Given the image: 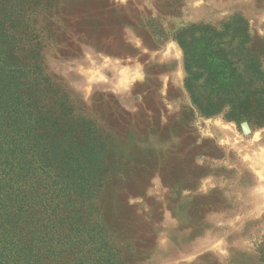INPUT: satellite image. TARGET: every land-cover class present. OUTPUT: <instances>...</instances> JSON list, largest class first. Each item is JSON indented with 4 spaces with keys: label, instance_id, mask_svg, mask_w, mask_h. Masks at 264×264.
<instances>
[{
    "label": "rangeland",
    "instance_id": "1",
    "mask_svg": "<svg viewBox=\"0 0 264 264\" xmlns=\"http://www.w3.org/2000/svg\"><path fill=\"white\" fill-rule=\"evenodd\" d=\"M7 4L25 7L17 57L38 64L43 105L65 94L90 134L76 144L95 137L75 196L36 189L58 233L51 264H264V98L222 99L243 87L228 57L256 63L247 89L264 92V0Z\"/></svg>",
    "mask_w": 264,
    "mask_h": 264
},
{
    "label": "trees",
    "instance_id": "2",
    "mask_svg": "<svg viewBox=\"0 0 264 264\" xmlns=\"http://www.w3.org/2000/svg\"><path fill=\"white\" fill-rule=\"evenodd\" d=\"M7 1L0 0V264H51L57 258L54 248L59 243L55 239L58 233L54 224L43 225V217L47 215L45 210L37 209L41 205L37 199L46 193L37 195L36 189L51 187L49 199L75 196L70 184L83 187L84 175L93 156L90 151H84L92 149L90 145L95 137H86L84 147L76 144L78 135L90 134L85 126L73 120L74 110L65 94L55 91L51 109L43 105L38 83L44 76L38 64L30 59L26 63L17 57L23 49L16 45L17 36L13 31L18 26L12 19L18 18L19 23L25 7H8ZM216 42L220 50L224 49L221 40ZM240 43H243L241 38L230 44V50L243 54V48L235 49ZM221 55L227 58L226 53ZM244 59L246 64L250 63L247 71L235 70L233 59H226L235 81L243 86L236 92H222V99L232 108L248 100L247 95L264 98V92L247 89L260 82L261 74L256 63L246 56ZM191 80L187 84L192 89L194 103L204 113L212 111L213 107L199 101ZM74 124L80 128H75ZM73 146L77 147L76 152Z\"/></svg>",
    "mask_w": 264,
    "mask_h": 264
}]
</instances>
